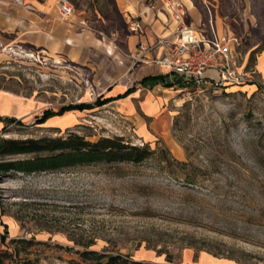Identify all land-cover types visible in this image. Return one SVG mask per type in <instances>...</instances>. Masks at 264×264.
Instances as JSON below:
<instances>
[{"label": "rangeland", "instance_id": "1", "mask_svg": "<svg viewBox=\"0 0 264 264\" xmlns=\"http://www.w3.org/2000/svg\"><path fill=\"white\" fill-rule=\"evenodd\" d=\"M68 1L98 37L123 44L130 24L118 0ZM191 2L203 22L212 17L219 34L237 39L235 58L253 73L245 85L224 87L175 76L178 93L146 119V139L137 119L105 108L40 124L47 110L94 104L92 72L0 32V91L31 104L24 116L0 118V138L76 133L91 142L122 137L156 151L140 165L0 175V255H11L5 264H90L77 255L88 247L156 264H264V0ZM155 110L153 103L147 111Z\"/></svg>", "mask_w": 264, "mask_h": 264}, {"label": "crops", "instance_id": "2", "mask_svg": "<svg viewBox=\"0 0 264 264\" xmlns=\"http://www.w3.org/2000/svg\"><path fill=\"white\" fill-rule=\"evenodd\" d=\"M146 1L118 0L117 7L127 24L138 19L142 27L137 33L128 30L122 45L98 37L76 11L62 19L57 0H0V32L14 36V44L39 49L47 59L62 57L88 67L96 95L110 100L101 108L137 119L140 137L146 139L151 135L146 119H154L180 86L168 67L156 63L163 57V48H155L159 39H173L177 26L175 8L168 6V0H151L150 4ZM172 2L185 5L187 17H194L192 27L203 25L202 14L191 0ZM156 77L164 79L155 84L150 79ZM3 103L12 104L13 108L8 112L0 109V118H19L31 108L28 100L0 91V106ZM153 103L157 110L148 112Z\"/></svg>", "mask_w": 264, "mask_h": 264}, {"label": "trees", "instance_id": "3", "mask_svg": "<svg viewBox=\"0 0 264 264\" xmlns=\"http://www.w3.org/2000/svg\"><path fill=\"white\" fill-rule=\"evenodd\" d=\"M164 77L151 78L155 84ZM146 80L143 81V84ZM170 87V85L168 86ZM110 100L98 98L94 104H80L69 106L58 113L47 110L39 123L55 116H62L66 112L85 111L101 108ZM8 122H16L14 119H6ZM156 154L150 145L142 147L130 145L122 137L101 138L97 142L87 141L86 137L76 133H70L68 137H43L40 139H7L0 138V158L15 157L18 155L31 156L25 159L0 160V175L20 173L25 175L54 173L77 167H87L100 164H134L140 165L151 159ZM182 166L184 163H179ZM194 183V181H191ZM30 244V243H28ZM5 255V256H3ZM79 258L90 264H156L135 260L130 255L118 251H78ZM11 258L7 253L0 255V264ZM171 262V260L169 261ZM21 264H38L30 260ZM70 264H77L71 262Z\"/></svg>", "mask_w": 264, "mask_h": 264}, {"label": "built area", "instance_id": "4", "mask_svg": "<svg viewBox=\"0 0 264 264\" xmlns=\"http://www.w3.org/2000/svg\"><path fill=\"white\" fill-rule=\"evenodd\" d=\"M168 6L175 8L177 26L172 40H158L155 48H163V57L156 61L157 64L168 67L184 84L211 81L224 87L250 82L252 68L238 64L234 55L237 39L219 34L212 17L200 28L192 27L187 23L188 13L182 2H169ZM57 7L62 19L69 18L75 11L68 0H57ZM141 28L138 19L129 25L133 33Z\"/></svg>", "mask_w": 264, "mask_h": 264}]
</instances>
